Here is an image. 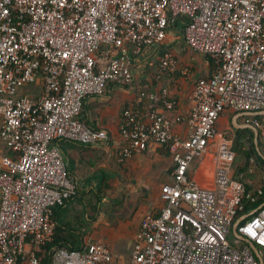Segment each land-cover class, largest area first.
<instances>
[{
    "label": "built area",
    "instance_id": "obj_1",
    "mask_svg": "<svg viewBox=\"0 0 264 264\" xmlns=\"http://www.w3.org/2000/svg\"><path fill=\"white\" fill-rule=\"evenodd\" d=\"M182 18L186 48L215 65L194 85L189 136L174 132L182 117L171 118L167 89L164 109L143 116L125 107L119 123L118 163L151 143L171 153L174 182L161 188L160 212L144 214L126 263L95 239L79 250L53 248L49 263L264 264V203L236 219L244 200L264 195V174L253 192L233 179L229 145L213 188L188 174L224 111H264V0H0V264H40L36 249L54 239L53 208L75 192L57 141H107L104 128L78 119L86 97L130 83L133 56L168 43ZM158 64L162 73H190L172 50ZM246 123L264 139L263 120Z\"/></svg>",
    "mask_w": 264,
    "mask_h": 264
},
{
    "label": "crops",
    "instance_id": "obj_2",
    "mask_svg": "<svg viewBox=\"0 0 264 264\" xmlns=\"http://www.w3.org/2000/svg\"><path fill=\"white\" fill-rule=\"evenodd\" d=\"M182 33L171 29L167 42L179 61L190 67L189 74L179 71L173 74L162 73L158 64L159 54L154 49L145 48L133 56L134 76L130 83L121 86L110 82L103 94L90 95L85 99L81 118L91 127L104 128L108 134L107 141L96 144L65 139L57 141L66 162L67 173L75 184V192L62 207L57 223L74 221L80 213L85 212L88 202L97 204L98 211L91 216L96 219L92 222L85 241L95 239L110 242L114 258L118 262H128L133 238L140 228L142 217L148 212H160L163 206L161 188L164 184L174 182V163L167 146L151 143L146 150L136 153L126 163L117 162L116 153L123 144L119 135L122 110L130 107L132 111L145 116L153 108L164 109L161 95L167 89L176 103L175 109L170 113L171 118L182 117L181 122L174 123V132L188 137L191 132L188 119L194 85L213 72L210 60L182 45ZM240 113L242 112L226 110L218 117L216 135L209 140L204 153L192 162L188 174L200 186L213 188L214 174L221 161L219 151L225 145L232 148L226 134L230 130L236 132L249 129L244 127L247 123L238 124L239 117L244 116ZM249 130L253 138V131ZM233 153L231 177L241 178L253 192L263 184L262 173L250 164L245 171L246 179L242 172L237 175L233 171L236 160V154ZM86 216L89 217L88 213ZM130 230L134 233L131 234ZM122 238H131L130 251L127 253L116 248V243Z\"/></svg>",
    "mask_w": 264,
    "mask_h": 264
},
{
    "label": "trees",
    "instance_id": "obj_3",
    "mask_svg": "<svg viewBox=\"0 0 264 264\" xmlns=\"http://www.w3.org/2000/svg\"><path fill=\"white\" fill-rule=\"evenodd\" d=\"M186 21H187L186 18H182L181 20L173 24L171 26V29H175L176 27L183 28V25L185 24ZM182 43H183L182 45L185 46L184 42ZM147 48L148 47H146V49ZM151 49H154V52L158 54H161L164 51L172 50L171 45L169 43H165L157 48L151 47ZM204 57L210 60V62L212 63V67H213L212 69L214 70L215 69L214 61L208 56H204ZM209 76H206L205 78H208ZM248 118L261 120L260 115L249 116ZM78 119L83 121V119L81 118V113ZM246 131L249 132L251 136L248 137L249 146L247 150H243V146H245L246 144L244 143V141H242V139L244 138V135H246ZM235 133H236L235 134V146L232 147L231 150L233 152H236L239 155H242L246 161L244 163V166L246 167L240 168V171H247L248 166L250 165L248 164V161L252 159L251 157H254L255 155L257 158V163L255 162V167L263 175L264 174V156L261 154L260 150L256 149L253 138H252L251 131L249 129H243V130H237ZM8 154L13 155L11 152H8ZM246 187L248 188V190H250V188L247 185ZM244 203H245L244 208L242 211L238 213L236 219H239L242 215H245V214H248L254 211L257 207L263 204L264 195L261 197H258L255 202L244 200ZM63 206L53 208V212L51 216V220L55 228L53 241L43 247H39L38 249H36V256L40 264H50L49 263L50 252L55 247H63L69 250L82 249L86 244L85 236L90 232L91 224L96 219L95 217L91 218V216H92V213L94 214L97 213L98 211L97 204L95 205L93 202H88L87 209L85 210V212L80 213L78 217L75 218L74 221L58 224L56 219H57L58 214L61 212V209ZM87 213L90 218L86 216Z\"/></svg>",
    "mask_w": 264,
    "mask_h": 264
},
{
    "label": "rangeland",
    "instance_id": "obj_4",
    "mask_svg": "<svg viewBox=\"0 0 264 264\" xmlns=\"http://www.w3.org/2000/svg\"><path fill=\"white\" fill-rule=\"evenodd\" d=\"M173 30H177L179 31V33L181 34L182 33V28L181 27H176L175 29ZM26 90L28 91L29 88L27 87ZM260 119L264 121V115H260ZM247 120H249V118L247 116H240L239 117V120H238V124H244L247 122ZM235 132L234 130H230V132H228L226 134V136L230 139L231 143H232V147L235 146ZM251 135L249 134V132L246 131V135H244V138L242 139V141H244V143L246 144L245 146H243V150H247L248 146H249V140H248V137H250ZM226 138V139H228ZM248 140V141H247ZM257 146H259V150L261 152V154L264 156V139H260L258 137V143H257ZM6 153V152H4ZM236 154V160L234 161V166H233V171L238 175V173H244V179H246V175H245V171H239L240 170V166L241 165H244V163L246 162L244 157L242 155H239L235 152ZM252 159H250L248 161V164H252V166L255 167V162L257 163V158L256 156L254 155V157H251ZM250 166V165H249ZM259 171V170H258ZM108 208H111V205H108L107 206ZM115 207V206H114ZM109 210H112V209H109ZM130 233L133 234L134 231L133 230H130ZM133 236V235H132ZM131 239V238H130ZM129 239V240H130ZM129 240L128 238H122L120 241H116L117 245H116V248L118 250H120L121 252L123 253H127L128 251H130V243H129ZM110 243V242H109ZM115 245V244H114Z\"/></svg>",
    "mask_w": 264,
    "mask_h": 264
},
{
    "label": "water",
    "instance_id": "obj_5",
    "mask_svg": "<svg viewBox=\"0 0 264 264\" xmlns=\"http://www.w3.org/2000/svg\"><path fill=\"white\" fill-rule=\"evenodd\" d=\"M244 116H255V115H264V111H257V112H242L240 113ZM244 127L246 128H249L253 131V141H254V144H255V147L257 150H259V146H257V143H258V133H257V130L251 125V124H246ZM162 145V144H160ZM245 241H248L247 239L243 238ZM249 247L255 251L256 250V247L252 244V243H249ZM259 264H262V260L259 259Z\"/></svg>",
    "mask_w": 264,
    "mask_h": 264
}]
</instances>
